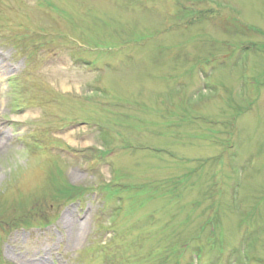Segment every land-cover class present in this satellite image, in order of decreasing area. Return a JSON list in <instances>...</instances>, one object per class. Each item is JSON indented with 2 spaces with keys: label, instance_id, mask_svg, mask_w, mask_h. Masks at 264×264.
<instances>
[{
  "label": "rangeland",
  "instance_id": "rangeland-1",
  "mask_svg": "<svg viewBox=\"0 0 264 264\" xmlns=\"http://www.w3.org/2000/svg\"><path fill=\"white\" fill-rule=\"evenodd\" d=\"M0 55V264H264V0H0Z\"/></svg>",
  "mask_w": 264,
  "mask_h": 264
},
{
  "label": "bare ground",
  "instance_id": "bare-ground-1",
  "mask_svg": "<svg viewBox=\"0 0 264 264\" xmlns=\"http://www.w3.org/2000/svg\"><path fill=\"white\" fill-rule=\"evenodd\" d=\"M14 69L15 68L8 65L6 63V59L0 55V85H1L2 81L4 80V78L7 77L10 72L14 71ZM65 138L72 143V138H74V134L73 133H67V134H65ZM87 144H88V142L84 143V145H87ZM4 145H5V136L0 131V150L4 147Z\"/></svg>",
  "mask_w": 264,
  "mask_h": 264
}]
</instances>
